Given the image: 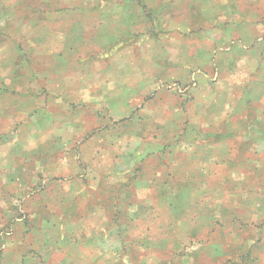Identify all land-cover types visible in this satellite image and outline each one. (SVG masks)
Wrapping results in <instances>:
<instances>
[{
    "label": "rangeland",
    "instance_id": "obj_1",
    "mask_svg": "<svg viewBox=\"0 0 264 264\" xmlns=\"http://www.w3.org/2000/svg\"><path fill=\"white\" fill-rule=\"evenodd\" d=\"M0 264H264V0H0Z\"/></svg>",
    "mask_w": 264,
    "mask_h": 264
}]
</instances>
